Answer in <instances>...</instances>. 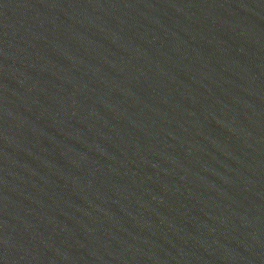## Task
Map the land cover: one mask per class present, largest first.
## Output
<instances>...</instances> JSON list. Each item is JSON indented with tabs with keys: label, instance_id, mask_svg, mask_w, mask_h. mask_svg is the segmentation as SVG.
Returning <instances> with one entry per match:
<instances>
[{
	"label": "water",
	"instance_id": "95a60500",
	"mask_svg": "<svg viewBox=\"0 0 264 264\" xmlns=\"http://www.w3.org/2000/svg\"><path fill=\"white\" fill-rule=\"evenodd\" d=\"M0 264H264V0H0Z\"/></svg>",
	"mask_w": 264,
	"mask_h": 264
}]
</instances>
